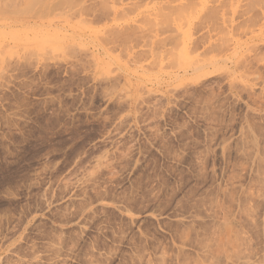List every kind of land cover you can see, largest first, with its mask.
I'll use <instances>...</instances> for the list:
<instances>
[{"label":"rangeland","instance_id":"obj_1","mask_svg":"<svg viewBox=\"0 0 264 264\" xmlns=\"http://www.w3.org/2000/svg\"><path fill=\"white\" fill-rule=\"evenodd\" d=\"M0 264H264V0H0Z\"/></svg>","mask_w":264,"mask_h":264}]
</instances>
